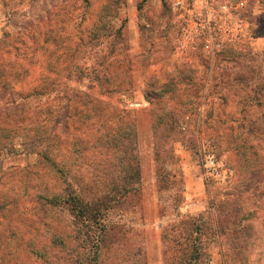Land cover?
Masks as SVG:
<instances>
[{
	"label": "rangeland",
	"instance_id": "obj_1",
	"mask_svg": "<svg viewBox=\"0 0 264 264\" xmlns=\"http://www.w3.org/2000/svg\"><path fill=\"white\" fill-rule=\"evenodd\" d=\"M102 4L109 5L104 18ZM113 4V0H0V40L6 34L16 38L27 33L33 40L17 50L48 54L44 68L35 61L27 80L16 82V90L25 91L47 80L51 97H42L40 102L62 104L63 96L55 101L52 96L64 84L80 90H87L89 84L82 76L79 83L73 74V80L66 78L70 62L77 63L78 75L83 70L93 76L98 55L106 53L105 75L119 89L101 98L136 110L125 114L124 121L137 126L139 192L107 212L106 254L135 238L140 255L122 264H163L160 238L164 226L183 216H198L213 202L216 212L223 210L229 229L222 246H212L200 264H264V163L247 182L240 183L230 147L250 132L252 150L264 159V123L252 125L244 120L247 116L264 122V99L260 97L258 107L248 106L246 99L264 85V0H123L118 7ZM102 19L121 27V34L104 43H87V32L105 23ZM88 53L91 57H82ZM155 86L162 87L160 94H149ZM89 90L98 96L95 86ZM159 97L173 110L175 122L168 121L163 130L159 126L175 134L170 139L174 159L162 168L177 179L172 187L163 181L161 189L156 183L150 112L157 109L154 102ZM88 118L82 130H75L68 121L69 131L59 144L66 162L57 166L53 154L42 158L43 143L24 144L2 129L0 264H63L66 257L80 261L78 255L69 256L62 248L61 243L75 245L74 237L63 242L57 235L73 234L80 225L72 216L76 210L64 203V198L71 197L68 193L78 191L80 183L102 187L86 167L94 153L79 156L73 151L76 142L81 146L76 138L90 131L98 133L97 115L92 112ZM61 126L58 131L64 130ZM225 138L231 142L228 147ZM204 151L215 155L212 172L203 167ZM54 196L56 201L51 203L49 198Z\"/></svg>",
	"mask_w": 264,
	"mask_h": 264
},
{
	"label": "trees",
	"instance_id": "obj_2",
	"mask_svg": "<svg viewBox=\"0 0 264 264\" xmlns=\"http://www.w3.org/2000/svg\"><path fill=\"white\" fill-rule=\"evenodd\" d=\"M113 2V5L118 7L123 0H113ZM108 9L109 5H101L102 18L105 17V11ZM117 9L115 17L118 13ZM102 22L105 23L98 27L94 25L96 29L87 32L85 37L87 43H91L93 40L104 43L108 37L121 34V27L115 28L111 24L108 25L103 19ZM31 40L33 38L27 33L16 38L6 34L0 40V135L3 132L2 129H7L13 137L21 138L24 144L34 142L41 145L43 143L45 149L41 152L42 158L46 160L45 156L53 154L55 156L53 164L56 166L58 164L64 165L66 161L61 157L63 154L60 153L59 144L62 143V138L66 136L65 133L69 131L70 124L68 121L73 122L72 125L73 127L75 125V130H82L88 126L85 124V121L89 120L88 115L94 112L100 125L98 133L92 134L90 131L86 136L76 138L81 146L76 142V148L73 151L79 156L81 153L83 155V152L92 151L94 153L86 167L90 169L88 172L90 177H93V181H98L102 187L95 189L92 182L90 184L80 183L78 191L68 193L71 196L70 199L64 198V203L76 210V214L72 216L78 218L80 225L76 226L73 234L57 233L58 235H55L61 238L63 242L68 237H74L77 241L75 245L61 244L65 253L68 252L67 255L73 257L78 255L80 261L77 262L66 257L63 264H122L136 259V256L140 254L137 253L135 238H131L127 243L128 245L121 244L117 248L111 249L109 251L112 252L111 255L106 254L108 249L105 245V240L110 234V229L107 226V212L114 205L120 206L130 194L139 192V187L136 186L141 180V165L136 152L137 126L135 122L124 121L125 114L136 112V110L126 107L120 108L101 98V96H107L112 91L119 89V86L110 83L105 75V62L109 57V54L106 53L98 55L99 62L93 69V76L85 75L83 70H80V75H78L75 71L77 63L70 62V76L67 75L66 78L73 80L71 78L73 74L74 81L79 83L81 78L85 77L88 78L89 84L85 85L87 90H80L75 86L64 84L58 90L59 92L52 96L54 101L60 100L63 96L62 104H52L49 103L51 102L49 100L48 102H40L42 97L46 98L45 100L51 97L47 80L32 85L25 91L16 90V82L27 80V77L33 72L31 68L33 63L38 61V67L44 68L43 64L48 57V54L45 53L17 50L19 46L28 47ZM82 57L89 58L91 56L88 53ZM43 75L45 76L44 72H42ZM92 83L96 84L94 86L98 96H93L90 93L89 89L94 88ZM151 88L149 91L151 95H157L162 89L161 86ZM16 96L19 98L17 99ZM260 97L264 99V85L258 87L256 91L253 90L252 95L246 97L248 106H261ZM158 99L154 102L157 109L153 107L150 112H152L151 127L154 163L156 164V183L161 189L163 181L167 180L172 187L177 183V179L174 177L175 173L162 168L163 163L171 162L174 159L170 139L174 138L175 134L159 130L161 125V129H165L168 121L175 123L174 120L172 121L174 113L161 100V97ZM151 103L152 100H150ZM10 115L11 117H9ZM59 119L64 123L61 124ZM245 119L252 125L259 124L262 126L264 123L262 120L247 119V116L244 117ZM50 121H53L52 125L48 124ZM58 125H62L64 130L58 131ZM249 133L240 135L239 141L233 146L228 145L231 143L228 138L224 140L226 146H230L231 150L234 151L235 159L233 161L238 169L239 181L243 184L264 163V159L261 161L260 157L263 155L252 150ZM3 141L4 137L0 136V145ZM73 163L75 166L76 162ZM57 168L58 172L63 171V167ZM74 168L76 169V166ZM55 198V196L49 198L51 203L56 201ZM217 211L212 202L208 209L198 216L187 215L176 222L166 224L160 238L163 264H200L209 257L212 246L220 248L229 227L225 217H223V210L217 209ZM118 249H121L122 252H119Z\"/></svg>",
	"mask_w": 264,
	"mask_h": 264
},
{
	"label": "built area",
	"instance_id": "obj_3",
	"mask_svg": "<svg viewBox=\"0 0 264 264\" xmlns=\"http://www.w3.org/2000/svg\"><path fill=\"white\" fill-rule=\"evenodd\" d=\"M201 1V0H199ZM229 2V1H228ZM180 1H177L176 4H179ZM242 5V3H240ZM223 7H226L223 5ZM212 51V50H211ZM215 52H212V56ZM215 165H216V160H215V155L211 152L204 151L203 152V167L206 172H212L215 170Z\"/></svg>",
	"mask_w": 264,
	"mask_h": 264
}]
</instances>
